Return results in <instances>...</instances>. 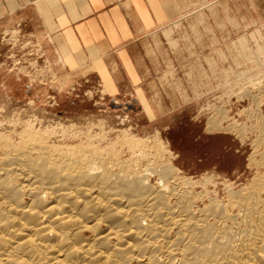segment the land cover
Instances as JSON below:
<instances>
[{
  "label": "rangeland",
  "instance_id": "rangeland-1",
  "mask_svg": "<svg viewBox=\"0 0 264 264\" xmlns=\"http://www.w3.org/2000/svg\"><path fill=\"white\" fill-rule=\"evenodd\" d=\"M172 32L166 28L167 37ZM175 33L166 42L175 55L165 56L152 88L111 94L95 75L67 72L52 49L18 26L0 32V165L19 154L38 163L28 148L49 145L67 154L68 165L97 166L78 181H98L105 167L117 174L109 179L115 190L130 194L132 183L140 188L136 180L145 181L141 192L162 184L169 206L187 199L195 213L224 209L241 223L238 202L264 182V0L214 1L177 22ZM97 231L106 233L108 223Z\"/></svg>",
  "mask_w": 264,
  "mask_h": 264
},
{
  "label": "bare ground",
  "instance_id": "bare-ground-1",
  "mask_svg": "<svg viewBox=\"0 0 264 264\" xmlns=\"http://www.w3.org/2000/svg\"><path fill=\"white\" fill-rule=\"evenodd\" d=\"M27 152H34L41 164L29 156L25 162L19 154L0 165V264H264V197L258 195L260 190L264 195L263 180L255 193L251 190L253 197L235 200L241 223L231 218L233 223L227 225L224 209L195 213L181 198L169 206L165 185L141 192L145 181L136 180L140 188L132 183L127 188L131 193L125 194L109 185L114 174L105 167L100 176L96 173L100 180L85 183L78 180L97 166L83 165L85 161L70 165L75 157L68 165L67 154L49 145H32ZM126 172L118 176L128 179ZM23 196L30 197V203H23ZM103 222L108 231L101 234L97 228ZM88 230L91 239L84 238Z\"/></svg>",
  "mask_w": 264,
  "mask_h": 264
},
{
  "label": "crops",
  "instance_id": "crops-1",
  "mask_svg": "<svg viewBox=\"0 0 264 264\" xmlns=\"http://www.w3.org/2000/svg\"><path fill=\"white\" fill-rule=\"evenodd\" d=\"M214 1L0 0V32L18 26L67 72L91 73L111 94H143L164 72L165 56L175 55L166 42L177 40L176 23Z\"/></svg>",
  "mask_w": 264,
  "mask_h": 264
}]
</instances>
